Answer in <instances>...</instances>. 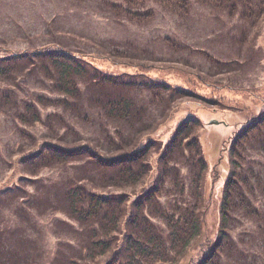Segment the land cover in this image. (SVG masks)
I'll list each match as a JSON object with an SVG mask.
<instances>
[{"label":"trees","instance_id":"trees-1","mask_svg":"<svg viewBox=\"0 0 264 264\" xmlns=\"http://www.w3.org/2000/svg\"><path fill=\"white\" fill-rule=\"evenodd\" d=\"M123 1L126 5L109 4L114 14H123L136 22L151 17L150 11L142 9L144 0ZM199 1L218 7L225 0ZM156 2L180 14L189 12V0ZM226 2L230 13L240 4L241 16L252 19L253 24L264 16V0ZM70 46L58 38L17 51L4 49L0 44V49L10 50L0 55V80L9 83L5 84L6 88H0V110H13L19 123H40L51 133L39 140L22 130L32 139L33 146L29 152L23 151L19 163L33 176L58 165H75L76 169L74 176L64 178L59 187L52 185L48 192L36 186L35 192L23 196L25 205L17 211L25 213L24 221L32 229L36 228L30 215L32 210L38 214L62 212L78 224L75 226L62 218L54 220L59 229L76 237L79 243L77 254L59 248L54 264H179L190 255L192 244L204 233L202 190L207 162L197 136L201 120L190 114L165 142L153 134L172 119L178 103L191 91L142 73L104 72L87 60L88 56L111 60L114 55H122L117 50L110 56ZM136 65L144 68L149 64ZM32 75L51 94H36L35 103L26 98L18 106L16 89L24 84H20V77L27 82ZM145 90L151 94L148 102L140 99ZM38 103L69 112L95 131L98 129L100 136L84 135L57 111L42 118ZM263 126L264 109L231 137L227 145L228 175L221 192L219 230L214 240L200 244L199 253L188 264H222L224 254L239 251L227 229L233 212L243 209L247 216H258L259 212L249 197L255 187L240 172L237 159L243 143L254 136L255 130L258 133L254 138L260 140L264 149ZM183 167L188 171V181ZM252 177L259 180L261 174ZM32 182L36 183V179ZM257 186L264 191L263 184L258 182ZM172 195L179 198H168ZM188 196L193 201L185 199ZM20 232L21 229L11 230L13 238L9 239L0 230V264L36 261L37 252L31 246L34 241Z\"/></svg>","mask_w":264,"mask_h":264},{"label":"rangeland","instance_id":"rangeland-1","mask_svg":"<svg viewBox=\"0 0 264 264\" xmlns=\"http://www.w3.org/2000/svg\"><path fill=\"white\" fill-rule=\"evenodd\" d=\"M189 1V12L180 14L159 5L156 0H144L142 9L150 11L151 17L136 22L111 11L110 3L126 5L123 0H0V44L4 49L38 47L58 38L84 52L111 56L117 50L122 55L112 56L115 61L92 56L87 60L104 72L142 73L191 91L178 103L172 119L153 134L165 142L190 114H196L201 120L197 136L207 162L202 190L204 233L192 244L190 255L179 264H188V260L199 253L200 244L215 239L220 223L222 187L228 175L227 145L236 132L264 109V16L253 24L252 19L241 16L240 4L230 13L226 0L218 7L199 0ZM4 49H0V55L9 53L10 50ZM213 58L226 63L218 64ZM136 63L150 66L143 68ZM21 78L20 84H24L16 89L15 95L18 106L26 98L35 103L36 94H51L36 76L27 82ZM5 84L9 83L0 80L1 89L6 88ZM150 98L146 90L140 94L144 102ZM38 106L42 118L48 112L57 111L84 135L100 136L98 129L95 131L87 122L61 108H45L39 103ZM154 112L157 116L158 111ZM211 119L223 123L211 124ZM22 130L39 140L51 134L40 123H19L13 110H0V230L12 239L11 230L21 229L20 234L34 241L31 246L37 258L32 264H54L59 248L65 253L73 250L77 254L79 250L76 237L59 229L54 220L62 218L75 226L78 224L62 212L38 214L32 210L31 219L36 225L32 229L24 221L25 213L17 210L25 205L23 196L35 192L36 186L48 192L52 185L59 187L64 178L74 176L76 169L75 165H58L30 175L19 163L23 151L27 153L33 146L32 139ZM253 133L240 148L237 160L240 172L247 175V180L255 187L249 197L259 213L247 216L243 209L233 212L227 229L239 251L224 254L222 264H264V191L257 186L258 182L264 186V149L260 140L254 138L258 131ZM261 138L264 139V126ZM182 170L188 181L187 169ZM258 173L260 179H254L252 176ZM186 183L188 187L189 182ZM185 199L193 201L194 198Z\"/></svg>","mask_w":264,"mask_h":264},{"label":"water","instance_id":"water-1","mask_svg":"<svg viewBox=\"0 0 264 264\" xmlns=\"http://www.w3.org/2000/svg\"><path fill=\"white\" fill-rule=\"evenodd\" d=\"M220 121H218V120H216V119H211L210 121H209V123H211V124H218Z\"/></svg>","mask_w":264,"mask_h":264}]
</instances>
